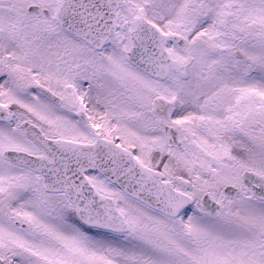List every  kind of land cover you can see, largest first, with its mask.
Listing matches in <instances>:
<instances>
[{
    "label": "snow or ice",
    "instance_id": "snow-or-ice-1",
    "mask_svg": "<svg viewBox=\"0 0 264 264\" xmlns=\"http://www.w3.org/2000/svg\"><path fill=\"white\" fill-rule=\"evenodd\" d=\"M0 264H264V0H0Z\"/></svg>",
    "mask_w": 264,
    "mask_h": 264
}]
</instances>
